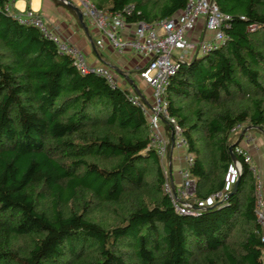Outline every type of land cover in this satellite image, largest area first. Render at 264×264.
<instances>
[{"label":"trees","instance_id":"16d2710c","mask_svg":"<svg viewBox=\"0 0 264 264\" xmlns=\"http://www.w3.org/2000/svg\"><path fill=\"white\" fill-rule=\"evenodd\" d=\"M90 1L110 11L132 3L129 22L170 17L186 2ZM213 1L231 17L224 44L181 61L166 87L199 200L224 190L228 147L240 140L231 130L264 134V0ZM6 3L17 12L0 0V264H264L249 165L234 153L236 191L197 215L177 213L129 92L79 73Z\"/></svg>","mask_w":264,"mask_h":264},{"label":"built area","instance_id":"2783aa9c","mask_svg":"<svg viewBox=\"0 0 264 264\" xmlns=\"http://www.w3.org/2000/svg\"><path fill=\"white\" fill-rule=\"evenodd\" d=\"M78 1L83 16L100 35L95 41L96 45L102 46L103 39H106L118 53L132 51L147 59L144 65L137 66L136 71L150 87L151 99L145 102V99L131 93H128V99L137 105L146 117L150 134L148 147L156 151L159 160L165 158L170 146L178 152L177 157L180 161L177 168L178 181H173L165 170V180L162 185L174 210L179 214L197 215L206 206H212L222 200L226 195L224 190L228 191L240 174L241 162L236 159L229 165L226 175L230 180L225 179L224 190L210 194L205 199H197L196 179L190 169L194 154L188 150L182 126L169 113L166 87L181 61H187L186 58L189 59L193 55L207 54L224 44L227 37L225 31L230 26V15L223 13L213 0H186L183 8L170 17L153 22L139 19L129 22L126 18L133 12L132 3L125 4L119 11H110L96 7L90 0ZM3 10L18 23L37 28L54 44L59 54H65L71 59L72 65L79 73H92L102 77L111 88L118 86L107 66L88 63L82 50L66 40H61L38 12L31 9L14 12L8 3L4 5ZM198 21L202 22L203 31L207 32L208 36L203 33L200 34L201 36L191 38L187 33L195 28ZM128 26H132V29L129 34L124 35ZM247 28L253 30L256 26L250 24ZM240 126L237 124L231 132L234 133ZM246 139L249 142L253 140L249 136ZM233 148V152L249 165L255 175L256 169L252 165L249 152L240 145ZM258 178L259 176H256L259 189ZM263 206L264 200L258 195L256 212L262 225H264ZM261 240L264 241V236Z\"/></svg>","mask_w":264,"mask_h":264},{"label":"crops","instance_id":"0c3cea01","mask_svg":"<svg viewBox=\"0 0 264 264\" xmlns=\"http://www.w3.org/2000/svg\"><path fill=\"white\" fill-rule=\"evenodd\" d=\"M69 1L81 10L78 0ZM66 5L56 4L54 0H14L13 3L14 8L18 11L29 8L38 12L49 28L61 40H66L82 50L88 63L107 66L120 88L149 101L151 99V89L136 71L137 66H142L147 62L146 57L132 51L118 53L106 39H103L102 46L96 45L95 41L100 36L98 31L83 16L86 26L85 31L75 12H72V8ZM131 29L132 26H128L124 35L129 34ZM187 34L191 38L201 36L200 34L208 36V33L203 31L201 21H198L195 28ZM254 131L257 132L258 137L253 135ZM234 133H237L236 140L240 139L237 145L244 147L251 155L252 165L256 169L255 176L264 173V134L259 129L252 128L249 125H241ZM248 136L252 137L251 142L246 139ZM177 153L171 146L169 147L166 167L169 177L175 182L178 181L177 168L180 163Z\"/></svg>","mask_w":264,"mask_h":264},{"label":"water","instance_id":"95a60500","mask_svg":"<svg viewBox=\"0 0 264 264\" xmlns=\"http://www.w3.org/2000/svg\"><path fill=\"white\" fill-rule=\"evenodd\" d=\"M58 1H61V2L65 3V4L69 5V6L72 8V10H73V11L75 12V14H76V17H77L79 23L82 25V27H83L84 30L86 31V26H85V24H84L82 11H81L78 7L72 5V3H70L69 0H58ZM145 102H146V100H145ZM250 127H252V128H257V129H259L260 131H262L259 127H256V126H250ZM262 133H263V132H262ZM242 134H243V132H242ZM233 146H234V144L229 145L228 150H229V152H230L232 162H235V161H236V156H235L234 152L232 151ZM238 180H239V175L236 177V179H235V181H234V183H233V185H232V187H231V190H230V191L224 196V198H225L226 196H228V195H230V194H232V193H234V192L236 191L237 184H238ZM224 198H223V199H224Z\"/></svg>","mask_w":264,"mask_h":264},{"label":"rangeland","instance_id":"374dc122","mask_svg":"<svg viewBox=\"0 0 264 264\" xmlns=\"http://www.w3.org/2000/svg\"><path fill=\"white\" fill-rule=\"evenodd\" d=\"M79 7H81V5L79 4ZM85 19H86V17H84ZM87 20V19H86ZM175 52H177V50H175ZM186 59H188V58H186ZM255 137H258V134H257V132H255L254 131V134H253ZM237 133H233V135H232V139L233 140H236L237 138ZM168 154V153H167ZM167 154H166V156H165V158L164 159H162L161 161H160V163H161V166H162V168H163V171H165L166 170V167H167ZM263 163H264V155H263ZM261 174V173H260ZM225 179H227V175H225ZM228 181L230 180L229 178L227 179ZM258 180L260 181V187H259V189H258V187H257V196L259 195L260 196V198L262 199L263 198V195H264V173L262 172V174L261 175H259V178H258ZM258 181V182H259ZM262 211H263V209H262ZM262 261H263V263H264V253L262 254Z\"/></svg>","mask_w":264,"mask_h":264}]
</instances>
